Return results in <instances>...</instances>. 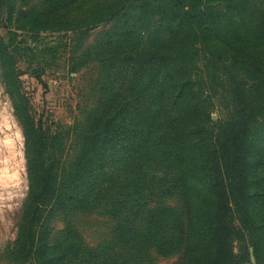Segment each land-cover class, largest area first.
<instances>
[{
	"label": "trees",
	"instance_id": "obj_1",
	"mask_svg": "<svg viewBox=\"0 0 264 264\" xmlns=\"http://www.w3.org/2000/svg\"><path fill=\"white\" fill-rule=\"evenodd\" d=\"M98 26L71 68L96 62L95 99L50 130L19 61L40 80L56 46L16 30L78 47ZM0 28L28 180L7 264H264V0H0ZM79 214L109 222L93 246Z\"/></svg>",
	"mask_w": 264,
	"mask_h": 264
},
{
	"label": "rangeland",
	"instance_id": "obj_2",
	"mask_svg": "<svg viewBox=\"0 0 264 264\" xmlns=\"http://www.w3.org/2000/svg\"><path fill=\"white\" fill-rule=\"evenodd\" d=\"M106 28L107 26H98L90 30L78 47L73 42L74 35L70 31L40 32L33 39L30 33L16 30L19 34L17 39L32 48L44 43L56 46L55 59L46 64L40 80L27 70L28 63L19 61L22 71L19 75L20 92L27 96L32 112L36 117L41 116L50 130H55L57 125H72L94 101L96 62L81 65L75 71H71V68L75 63L73 58L79 51ZM0 33H4L1 28ZM34 51L38 56V52ZM211 101L215 106L211 113L212 119H223L225 112L222 97L216 95ZM27 188L24 137L9 95L0 79V264H7L2 258V252L15 238L16 224ZM74 220L84 242L90 246L95 245L109 229V222L96 214H79ZM54 225L58 229L61 222L56 220ZM177 258L178 256L157 255L154 264H172Z\"/></svg>",
	"mask_w": 264,
	"mask_h": 264
},
{
	"label": "water",
	"instance_id": "obj_3",
	"mask_svg": "<svg viewBox=\"0 0 264 264\" xmlns=\"http://www.w3.org/2000/svg\"><path fill=\"white\" fill-rule=\"evenodd\" d=\"M249 258H250V262L252 263L255 262L252 248L249 249Z\"/></svg>",
	"mask_w": 264,
	"mask_h": 264
}]
</instances>
